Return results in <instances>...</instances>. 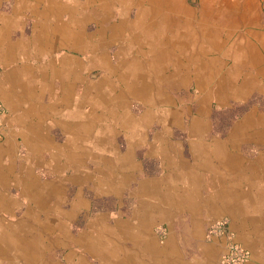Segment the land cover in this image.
I'll use <instances>...</instances> for the list:
<instances>
[{
  "label": "crops",
  "instance_id": "0c3cea01",
  "mask_svg": "<svg viewBox=\"0 0 264 264\" xmlns=\"http://www.w3.org/2000/svg\"><path fill=\"white\" fill-rule=\"evenodd\" d=\"M160 1L162 2L158 4L161 6L169 7L176 3V7L183 8L182 15L172 16L171 20L167 17L164 21L170 29L177 27L185 30L180 38L183 40L182 44H188L189 53L194 54L201 47L203 62L208 69L217 72L227 71L224 68L227 67L224 63L226 57L235 60L232 61L231 67L239 63L240 57L247 59L246 62L250 66L256 62L264 66V0H197V4L189 8L181 0ZM41 12L40 10L37 13L32 12L31 15L35 16L33 24L35 26L30 36L21 39L22 42L26 40L29 42L33 36L39 40L43 29L41 23L50 24L47 19L41 21L39 16ZM14 19L15 15L7 22L0 17V28L6 33V37H12L16 24H19ZM149 23L157 25V21H149ZM92 41L94 43V39ZM146 41L145 38L141 39V43L144 42L142 46L147 45ZM55 45L49 49L45 48V51L41 46L30 47L29 52L19 56L17 67L27 64L34 68L35 81L32 83L36 84L37 89L50 87L52 94L57 97L56 101L49 104L31 101L27 106L22 99L23 95L19 94L20 88L14 90L9 75L7 78L10 83L6 91H0L5 104L13 111L10 118L4 119L5 128L2 129L6 135V142L5 145L0 144V264H219L220 255L224 251V241L220 238L209 239L206 230L217 220L215 218L223 216L230 218V228L235 233L236 241L251 253V258L246 264H264V159L255 160L256 162L246 160L237 154V146L232 148L235 150L233 161L230 159L226 161L222 159L224 156L213 154L211 151L207 156L203 153L204 164L191 167L194 173L200 174L201 181L197 183L198 188H195L194 178L192 184L182 189L178 188L177 191L175 189L174 192H164L165 190L158 192L160 200L156 198L157 204L161 206L165 216L157 219L167 220L170 223V232L176 231V221L179 220L172 211L173 208L183 206L190 214L192 231L197 235L198 240L187 244L183 240L180 243L183 247L178 246L171 239L163 244L159 243L150 234H138L136 230H132L135 227L123 222L115 225L78 224L83 212H79L75 206H78L80 197L77 196L75 200L77 202L75 208L72 205L71 209H65L69 198L61 191L64 180H56L52 184L35 172L37 167H41L47 169L43 174L53 173L55 165L52 160L44 161L38 155L32 160L33 155H31L27 160L19 162V173H16L17 166L12 161L8 162L6 154L16 156L15 153L18 152L20 145L28 153L52 149L63 151L65 143L62 138L58 141L57 133L63 135L66 130L73 136L68 144L75 149L79 148L82 137L79 135L82 134L80 128L76 126V121L65 123V119L75 118L72 115V99L64 100L67 94L65 89L69 91L71 86L70 81L65 82L62 76L49 68L51 62L59 63L64 54L75 53L64 52V47L59 46L57 41ZM78 51L85 50L78 49ZM44 56L50 57L48 66L42 62ZM1 64L6 66L5 63ZM263 66H253L254 72L264 73ZM7 68L9 72L13 70L9 66ZM77 68L79 72L85 69L84 66ZM230 71L228 70V73L231 76L223 82L231 83H222V86L228 87L229 84L235 86L234 72ZM76 82V88L84 89L86 83L95 86L89 80ZM30 85L32 84L26 85L27 89ZM76 88L73 96L78 95L81 98L78 100L81 106L87 104L82 99V94L76 92L78 91ZM31 92L33 91L28 90V93ZM39 92L37 91V94ZM67 102L71 106L67 107L65 113L64 105ZM34 105L38 106L34 108L37 110L35 113L30 112ZM75 109H77L76 104ZM81 119L79 115V120ZM19 137L20 144L17 140ZM8 167L11 169L8 170ZM204 169L208 173L206 176L201 172ZM57 175L62 176L60 173ZM204 181L207 182L205 187H203ZM82 184L89 188V183ZM194 188L197 189L195 193ZM83 189H77L76 193L81 194ZM155 190L159 189L155 188ZM190 193L191 200L187 201ZM24 199L28 204L26 208H20L19 203ZM177 199L182 202L176 204L174 201ZM154 219H152L153 223ZM119 224H125V227ZM182 227H186L183 228L186 231L189 226L182 223ZM148 230L151 232L150 227L146 232Z\"/></svg>",
  "mask_w": 264,
  "mask_h": 264
},
{
  "label": "rangeland",
  "instance_id": "374dc122",
  "mask_svg": "<svg viewBox=\"0 0 264 264\" xmlns=\"http://www.w3.org/2000/svg\"><path fill=\"white\" fill-rule=\"evenodd\" d=\"M84 1L85 0H0V17L4 18L5 20H9L15 15L14 20L19 24H16L13 37L17 41L21 40L23 37L27 38V36L31 35L32 29L35 26L33 25L35 22V16L31 15L34 10L36 11L35 13H37L39 10L42 11L39 16H41V21H43L45 17L43 13L45 8L48 7L49 2H53L54 4L58 5L64 3L68 5L75 2L83 3ZM181 2L188 8L197 4V0H181ZM76 3L74 5H76ZM119 10H121V7H117V13L115 12L114 16L116 15L117 17H121L119 16ZM139 12H141L140 8L133 9L131 12L132 17L134 18ZM62 19L67 20L68 15L65 14ZM48 22L50 25L53 23L51 20ZM96 30L97 26L94 22L89 25V34H93ZM129 31L127 33L128 38L133 34L130 29ZM33 42H35V39ZM143 43L138 46L139 48L136 46V48L133 50H140ZM121 46H123V49L125 50L129 49L127 41H122V45L119 42H115L113 45L108 44V46L104 49V52L108 53L109 60L114 64H117L118 57H122L119 56ZM63 49L64 52L66 51V53H75L71 56H75L76 58L78 57L77 59L82 61L87 57L88 59L92 58L95 50V44L89 48L88 53H83L85 51L80 52L75 47H64ZM128 55L129 52L124 53V57ZM131 58L132 57L130 56L129 59ZM240 59L238 64L236 63L235 66L231 67L233 65L232 61L235 60L226 57L224 63H226L227 67H222H224L227 71H221L220 73L218 72V75L222 81L220 83H224L225 81L223 82V80L227 79L228 76H231L228 73V70L230 71L231 69L232 71L230 72H234L233 82L235 86H233L232 91H228L229 95L223 98L224 101L211 98L209 99L208 104L205 103L203 106L204 111L208 114L207 122L209 126L206 131L208 141L226 140L229 134L234 130L235 126L241 123L242 120L248 115L255 118L261 117L264 123V73L254 72V64H252L253 66H250L246 62L247 59L241 57ZM48 60H50V57L44 56L42 62H46L44 64L47 65ZM35 62L36 61H34V63ZM82 62L84 63V61ZM31 63H33V61H31ZM127 65L128 64H124L122 66V70L127 72L126 74L129 76L130 70ZM86 68L82 70L83 72H81V76L79 77L78 81L89 80L95 85H100L103 83L102 78L105 76V74H107L104 68L101 66H93L89 69ZM145 72L153 75L152 67H146ZM8 73V68L4 66V64L0 63V89L4 88L0 91H6V87L10 83L8 81L9 79L7 78ZM134 79L135 78L131 80ZM131 80L127 81L126 79V83H123L118 79V75H113L108 80V85H112L113 88L117 90V92H113L112 94L104 92V95H108L105 100L94 99L92 102H90L91 104L86 102L87 104H83L81 107H78L80 102H78V100L81 98L78 97V95L72 96V115H74L75 118L73 120L65 119V123L67 121H76V126L79 127L81 122L88 121L87 117L90 118V115H93V117L95 115V118H98L99 116L103 121V125H97L98 120L95 123H93V121L90 124V126L92 125L91 129L94 133H92L93 135L91 136H82L80 138L78 149H75L68 144L69 140L71 141L73 139V136L69 135L71 133L65 130L63 135L57 133L58 141L62 138L65 143L63 151H55V149L50 147L52 150L28 153L25 151L24 147L20 145L18 152L15 153L16 156H9V154H6V159L8 162L12 161L17 166L16 173H19V162L21 160H27L31 155H33L32 160L35 155H38L39 158L41 157V159L44 161L52 160L55 165V170L53 173L50 172V174L45 175L43 172L47 169L41 167H37L35 172L41 175L42 178L47 179L48 182H52V184L56 180H64V185L61 191H63V194H65V196L67 195L69 198V200H67V206L65 209H71L72 205L74 206L75 203H77L75 201L77 200V196L80 197L78 206L76 207L79 212L83 213H81L79 218L80 223L78 222V224L109 223L111 225H115L118 222H123L126 223V225L135 227L145 217L144 205L149 202L150 195L148 192H150V190L158 188L160 191L165 190L164 192H174L175 189L176 191L178 188L182 189L186 185L193 183L194 177H188L189 175L186 174L187 172H193L191 167L202 165V163L204 164V158L200 157V155H203V152L197 151L196 154L192 147V143L195 142L197 138L191 135L188 131L190 120L197 112L199 108L198 102L202 97L200 91L201 87L197 85V82H195V80H191L187 82V85L183 87H176V89L169 88L165 80L159 82V86H162L161 88H163L164 94L169 96L167 98L171 99L172 103L168 102V104L166 102L160 105V109H156L155 112L160 110H164V112L160 111L158 112L159 114L155 113V115H151L149 113L150 108L147 105V101L144 99L141 100L136 96L125 97L122 95L124 92V86L131 82ZM149 80H154V77L150 78ZM132 84H134V82ZM242 84L246 85L247 92L243 94H237L235 90L237 89L240 91L241 87L243 86ZM18 90L20 91L19 94L23 95L22 99L25 101L27 106L31 100L39 101L44 104H49L56 101V95L52 94V89L50 87L38 88V91H40V97L38 98L29 97L30 94L25 88ZM76 90H78L76 92H80L82 94L83 99L85 87L84 89L76 88ZM106 90L108 92L107 88ZM231 92L234 93V96H231L233 94L230 95ZM0 101L2 102L6 111L2 118L3 120L0 123V129H4V119L6 120L10 118V115H13V111L5 104L1 94ZM113 102L116 104L113 106L114 112L107 105ZM75 104L77 109H75ZM105 106L109 107L111 111H106L103 109ZM182 106L186 107L189 114L187 113L184 115V112H181L178 118H182H180L178 121H176V118H174L177 117L175 114H172L174 117L170 118V113H174L176 109H179ZM68 108L64 105L65 113ZM79 115L82 117L81 120H79ZM163 115L164 117L162 119L161 116ZM147 119H149V121L145 122L144 120ZM104 128L106 131L103 130ZM3 129L0 131L1 145H5L6 142V135L3 133ZM168 133L172 134V139L167 138ZM99 135L103 136L102 141H98L97 137ZM17 140L20 144L21 138L19 137ZM74 150L77 151V157L79 158L80 162L76 160L75 156L74 158H71V154H74ZM236 151L237 154L241 155L246 160L255 161L258 159H264V139H261L258 142H240L236 147ZM67 156H69L72 161L69 160ZM107 156H109V158ZM194 156H196V158L198 157V160H196L197 162H194ZM173 160L176 163H174ZM60 162L63 164L61 165ZM201 172H205L203 173L205 176L208 175L206 174V169L202 170ZM58 173L62 174V176L57 175ZM85 182H89V188L86 187L87 185L84 186L82 184ZM52 184H50V186ZM205 186L206 181H204L203 184V187ZM79 188L83 189L81 194L76 193V190ZM149 188L150 190H148ZM68 189H70V191H68ZM174 202L178 204L182 201L177 199ZM172 203L173 201H171V204ZM27 204L28 203L25 199L21 200L19 203L20 208H26ZM172 211L176 214V218L179 219L176 221V231L170 232V223L167 220H158V217H155V222L150 226L151 232L148 230V232L145 234H150L162 244L171 239L181 247H183V245L180 243H182L183 240H185L186 244L190 243L191 241L198 240L197 235L192 231L190 214L188 213V210L181 206L176 209L173 208ZM149 213H154V210L150 209ZM159 218H162V214L159 216ZM215 219L217 220L214 222L221 221L228 223L230 228L231 220L228 216ZM182 223H186L189 226L186 231L183 230V228L186 227L181 228ZM230 230L235 237V233L231 228ZM207 231L208 229L206 232ZM190 250L192 249L190 248Z\"/></svg>",
  "mask_w": 264,
  "mask_h": 264
},
{
  "label": "bare ground",
  "instance_id": "6f19581e",
  "mask_svg": "<svg viewBox=\"0 0 264 264\" xmlns=\"http://www.w3.org/2000/svg\"><path fill=\"white\" fill-rule=\"evenodd\" d=\"M160 2L162 1L160 0H85L83 3L75 2L76 5H74L75 3L68 5H66L65 3L60 5L49 3L48 7L45 8L43 14L45 16L44 19L51 20L53 21V23H51V25L42 23L43 29L41 30V34L39 35L40 37L39 40L36 36H33V38L29 40V42L27 40L24 42H22L23 40L14 41L13 36L6 37L5 36L6 33L2 32L0 28V63H5L6 67L9 66V68H13V70L10 71L8 75L12 78L11 79L12 86H14L13 87L14 90L18 88L20 89L25 88L26 90H31L33 92L29 93L30 94L29 97L35 98L39 95V93L37 94L38 89L36 87V84L32 83V81H35V69L30 66H27V64H22L23 65V66L21 65L22 67L21 66L17 67L19 56L22 53L29 52L31 50L30 47L35 48L36 46L38 47L41 46L42 50H44L45 48L47 49L52 48V46L55 45L56 41L59 43V46L61 45L63 47H68V48L75 47L76 49H81V50L84 49L85 52L83 53H88L87 49L89 50V48L91 46H94L95 44V50L92 58L88 59L87 57L83 59L82 61H84V63L82 61H79L77 59L78 57L76 58L75 56H71V55H64L59 61V63H56L55 61L51 62L52 66L50 65L51 67L49 66V68L52 69L53 72H56V74L62 76L63 77L62 79H64L65 82L66 79L67 82L70 81L71 86L68 89L69 91H66L65 89V92L67 94H65L64 100L73 99L72 96L75 92L74 88H76L75 82L78 81L79 77L81 76V71L79 72L77 67L80 68L84 66L85 68L87 67V69H89L90 67L93 66L94 67L101 66L102 68L105 69L107 74H105V76L102 78L103 83L100 85L96 84L94 86L93 84H88V83L85 84V93L83 97L85 102L91 104L90 102H92L94 99L105 100L108 95H104V92L108 94H112L113 92L116 93L117 90H115V88H113L112 85L110 84L108 85L109 82L108 80L113 75H118V79L123 83H126V79L128 81L135 78L134 80H131V82L127 83L124 86V92L122 95L125 97L136 96L141 100L144 99L145 101H147L148 103L147 105L150 108L149 113L151 115H155V113L159 114L158 112L160 111L164 112V110L155 112L156 109H160L159 108L160 105L166 102L172 103V100L167 98L169 96L164 94V90L163 88H161L162 86H159V82L165 80L169 88L176 89V87H183L187 85L188 81L195 80V82H197V85L201 87L200 91L202 97L200 98L201 100H199L198 102L199 108L197 112L194 115L192 114L193 116L192 119L190 120V124L188 128L189 133L197 138L196 141L194 140L195 142L192 143V147L195 150L196 154L197 151H200L207 156V153L211 151L213 154L214 153L221 154V156H224L222 159L226 161H229V159L233 161L234 150L232 148L236 147L240 142L241 143L242 142L247 143V141L258 142L259 140L264 139V123L262 121V118L261 117L255 118L248 115L242 120L241 123L235 126L234 130L229 134L226 140L208 141L207 139L208 136L206 135V131L209 126L207 122L208 114L204 111L203 106L205 103L208 104L209 99L211 98L212 99L215 98L217 100H223L225 96L229 95V92L232 91L233 87L232 85L229 84V86L226 87L227 88L226 89L225 86H222L221 85L222 83H220L221 79L218 74L221 71L218 73L217 71L210 70L205 66V63L203 62V51L201 47H199V50H197L194 54L188 52L187 50L188 44L187 45L182 44L183 40L180 38L185 33V30L183 28L176 27L174 29H170L169 28L170 26L166 25V21L164 20H167V17H169L168 19L171 20L172 16L182 15L183 8L176 7V3L175 5L172 6L170 5L169 7L161 6L160 4H158ZM117 7H121V10H119L120 12L119 16L121 17H117L116 15L114 16L115 12L117 13L116 11ZM136 8H140L141 12L137 13L136 16L133 18L131 12L133 9ZM33 12L36 11L34 10ZM65 14L68 15L67 20L62 19ZM149 21L150 22L157 21V25H153L152 23H149ZM93 22L96 24L97 30L93 34H89L88 27ZM129 29L131 30V32H133V34L128 38L127 33ZM143 38L147 39V41L145 42L147 45L141 46L140 49L143 52L140 51L139 49L133 50L134 48H136V46L138 47L141 44V39ZM34 39H37L38 41L36 42L35 40V42H33ZM93 39H94V43L92 41ZM122 41L128 42L129 49L125 50L123 49L124 47L121 46L119 51V56L122 57H118L117 64H114L112 61L109 60L108 53L104 52V49L108 46V44L111 45L115 42H119L122 45ZM126 52H129V55L124 57V53ZM130 56L132 57L131 59H129ZM124 64L125 65L128 64L127 66L129 67L130 70L129 76L126 74L127 72H124V70H122V66ZM256 65L257 67L263 66L261 65V63H257V62L254 64V66L256 67ZM150 66L152 67L153 75H150L149 73L145 72L146 67L150 68ZM153 77L154 80H149L150 78ZM133 82L134 84H132ZM29 83H31L32 85L28 86L27 89L26 85H28ZM106 88L108 89V92ZM235 91L237 92V94L240 93L243 94L247 92V89L246 86H242L240 91L237 89ZM37 105H34L33 108H31L30 112H34V113L37 112V110L34 109L38 107ZM65 105L66 107H68L69 103L67 102L65 103ZM107 105L114 112L113 106L116 104L113 102ZM79 106H81L80 103ZM109 107L105 106L103 107V109H105L106 111H111ZM179 109H176L174 113H170L171 114L170 118H173L174 116L172 114H175V116L177 117L174 118H176V121H178L180 118H182V117L178 118L181 112H184V115L188 113L186 107L184 106H182ZM163 117L164 115L161 116L162 119ZM87 119H88L87 122H81L79 124V127L77 126L78 128H80L82 132V134L79 133L80 136L93 135L92 133L94 132H92L91 129L92 125L90 126V124L93 121H94L93 123H95L98 120L97 125H103V121L102 119H100L99 116L98 118H95V115L94 117L93 115L92 116L90 115V118L87 117ZM144 121L147 122L149 121V119ZM103 130H105V128ZM167 138L172 139V134L168 133ZM97 139L98 141H102L103 136L99 135ZM74 156L76 157V160L80 162L79 158L77 157V151H74V154H71V158H74ZM107 157L109 158V156ZM200 157L205 158L204 155H200ZM67 158L72 161V159L69 156H67ZM193 160L194 162H197L196 160H198V157L196 158V156H194ZM10 169L11 167H8V170ZM187 174L190 177L195 178V179L193 178L195 181V188H198L197 183L201 181L200 180L201 178H199L200 174L194 172H187ZM195 188H194V193L197 191V189ZM148 190H150V188ZM158 192H162V191L160 190L156 191L155 189H153L150 190V192H148L150 197H149V202H147L144 205L145 218L140 223V225H136L135 228H132V230H136L135 232H137L138 234L141 233L145 235L147 229L153 223L152 220L153 218L155 217L159 218L161 214L162 216H165L163 213L164 212L163 209L159 204H157V199L160 200V195ZM189 196L192 197L191 193L188 195L187 201L191 200ZM75 207L73 206V208ZM150 209H153L154 213H149ZM124 225L119 224V226L122 227Z\"/></svg>",
  "mask_w": 264,
  "mask_h": 264
},
{
  "label": "built area",
  "instance_id": "2783aa9c",
  "mask_svg": "<svg viewBox=\"0 0 264 264\" xmlns=\"http://www.w3.org/2000/svg\"><path fill=\"white\" fill-rule=\"evenodd\" d=\"M5 112V108L0 101V123ZM207 237L209 239L220 238L224 241V251L220 255L219 264H246L250 260V251L235 240L228 223L221 221L214 222L208 228Z\"/></svg>",
  "mask_w": 264,
  "mask_h": 264
}]
</instances>
